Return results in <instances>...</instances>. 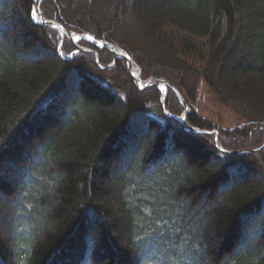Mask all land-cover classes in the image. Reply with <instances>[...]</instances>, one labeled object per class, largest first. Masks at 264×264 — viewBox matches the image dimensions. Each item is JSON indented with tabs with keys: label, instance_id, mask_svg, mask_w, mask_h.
<instances>
[{
	"label": "trees",
	"instance_id": "trees-1",
	"mask_svg": "<svg viewBox=\"0 0 264 264\" xmlns=\"http://www.w3.org/2000/svg\"><path fill=\"white\" fill-rule=\"evenodd\" d=\"M33 5L0 0V264H264V0H42L68 28L130 33L141 78L178 90L164 103ZM205 89L246 125L199 113Z\"/></svg>",
	"mask_w": 264,
	"mask_h": 264
},
{
	"label": "rangeland",
	"instance_id": "rangeland-1",
	"mask_svg": "<svg viewBox=\"0 0 264 264\" xmlns=\"http://www.w3.org/2000/svg\"><path fill=\"white\" fill-rule=\"evenodd\" d=\"M41 4H42V0H38V2H37V7H38V10H39V13H38V17L36 18H34V20H41V19H47V20H54V19H56L57 20V18H46V17H44V16H42V14H41V12H40V7H41ZM63 24V23H62ZM46 25H49V26H51V27H53V28H55L56 30H58V32H59V34L61 35V37H65L66 39H68L69 41H70V43L73 45V47H75L76 48V50H79V51H82V52H88V51H90L92 54H94L95 55V57H96V61H97V64H99V66H101L100 65V60L98 59V56H99V50H103V49H107V47H105V48H100V47H98L97 45H99V46H101V44L103 43V42H107V43H109V44H113V45H115V46H118V47H120L121 49H123V47H122V45L120 44L122 41L121 40H123L124 41V37H128V38H130L129 36H127L128 34H130V33H128V34H125L124 35V33H122V34H120L119 35V43L118 44H116V43H114V42H110V41H108V40H105V39H100V38H97L93 33H90V32H81V31H79V30H77V29H73V28H68L66 25H64L66 28H68L73 34H76V35H84V38L82 39V40H78L77 42H75V41H73L67 34H66V32H65V30L64 29H61V27H59V26H55V25H51V24H46ZM72 34V35H73ZM134 33L132 32V34L131 35H133ZM86 36H87V38L89 37V36H91L92 37V41H90L89 39H86ZM121 39V40H120ZM125 42H127V41H125ZM121 45V46H120ZM81 48H84V49H87V50H81ZM110 50H112L114 53H115V51H116V49L114 48V47H111V48H109ZM124 50V49H123ZM126 53H127V51L126 50H124ZM115 55H116V53H115ZM117 56V55H116ZM100 57V56H99ZM125 60V59H124ZM127 63V62H126ZM134 64H135V66H136V68H137V71H138V74H140V71H139V66L134 62ZM115 66V63H112V64H110L109 66H108V68H113ZM127 70H128V73H129V75H130V78H131V80H132V83L135 85V87L136 88H138V89H141L140 87H139V85H138V83H137V81H136V74L135 73H133V75L131 74V71L129 70V67H128V64H127ZM140 77H141V75H140ZM153 78V76H150V77H148V78H145V79H142L143 81H145V83L144 82H142V83H144V85H148V80H150V79H152ZM153 80H154V78H153ZM155 81H157V80H155ZM158 87V89H159V91H160V93H161V96H162V89L160 88V86H157ZM168 88V87H167ZM169 89V88H168ZM164 102V101H163ZM162 102V103H163ZM198 103H199V105H200V107H199V109H198V111H199V113H202V112H204V114H205V116L207 117V118H213V119H211V120H213L212 122L213 123H215V124H219L220 125V127L221 128H224V129H235V128H239V127H242V126H244V125H246V123H247V121H248V117H247V113L246 112H244V110H243V108H239V107H229V106H222V105H219V106H217L215 103H214V101H213V97L211 96V94L208 92V90L207 89H205V91H204V93H203V95H201V97H200V99H199V101H198ZM192 111V109L187 105V108H185L184 109V111L182 112V114H181V116H184L185 115V113H189V112H191ZM181 116H177V115H175V117H177L179 120L181 119ZM206 133H210V134H214L215 136H216V144L220 147V139H219V135H218V133H219V128L218 127H215V129H212V130H210V131H207ZM27 136V135H26ZM17 145L15 146H13L11 149H10V152H9V154H8V156H7V158L5 159V161L8 163V162H10V160H13L14 159V157H17L16 156V151L18 152V150H20V149H23V146H24V141H22V139H17ZM124 144H125V141H123L122 142V145L123 146H121L122 148L119 150V152H116L114 155H115V158L117 157V162H116V164H119L120 162H121V160H122V154H123V152H124V148H125V146H124ZM126 145V144H125ZM221 148V147H220ZM222 149V148H221ZM223 151H224V149H222ZM244 151V150H243ZM243 151H234V152H243ZM226 152H230V153H234V152H232V151H226ZM12 154H15V155H11ZM113 155V154H112ZM113 155V156H114ZM15 159H17V158H15ZM4 182H5V180H3ZM110 183H112V185H114L115 184V181H110ZM113 190L114 189H112V190H110V191H112L113 192ZM14 196H15V193H14V195L12 196V197H10V198H14ZM245 221H243V224L241 225V227H240V231H239V233H238V243H237V245H239L240 244V240H241V238L242 237H244V235H246V233H248V228L246 227L247 226V224L246 223H248L249 221L248 220H252V212L251 213H249L248 214V220H247V217L244 219ZM247 220V221H246ZM8 224L6 223V224H4V226H7ZM178 257V256H177ZM179 257H180V254H179ZM179 257H178V259H179ZM83 260V259H82Z\"/></svg>",
	"mask_w": 264,
	"mask_h": 264
},
{
	"label": "water",
	"instance_id": "water-1",
	"mask_svg": "<svg viewBox=\"0 0 264 264\" xmlns=\"http://www.w3.org/2000/svg\"><path fill=\"white\" fill-rule=\"evenodd\" d=\"M34 9H35V13H36L35 16H37L38 13H39V11H38V8L36 6V3L34 5ZM39 23H42V24H51V25L59 26V27L63 28L65 30L66 34L73 40V38H72V34L73 33L68 28H66L61 22L57 21L56 19H54V20L42 19ZM79 36H80V38L84 37L83 34L82 35H79ZM97 46H99V45H97ZM104 46L111 47V46H114V45L108 44V43L104 42L99 47H104ZM116 48L119 50V52H117V56L126 59L127 62H128L129 68L132 69V67H133L132 59L128 56V54L124 50H122L121 48H118V47H116ZM81 50H87V49L81 48ZM161 81H162L161 83L164 84V85H166V86L167 85H170L169 82L166 81V80H164V79L161 80ZM154 85H160V83H157V84L155 83ZM175 91L178 92L176 89H175ZM166 92H167V89H164V99H165ZM182 102L184 103L185 107L187 108V105L185 104L184 100H182ZM182 120H183L184 124H186L187 114L182 117ZM189 128H190L191 131L201 132V130H198V129L194 128V127H189Z\"/></svg>",
	"mask_w": 264,
	"mask_h": 264
},
{
	"label": "bare ground",
	"instance_id": "bare-ground-1",
	"mask_svg": "<svg viewBox=\"0 0 264 264\" xmlns=\"http://www.w3.org/2000/svg\"><path fill=\"white\" fill-rule=\"evenodd\" d=\"M61 29H63V28H61ZM72 38H73V41H78L79 39H80V36L79 35H76V34H73L72 35ZM163 89H165L164 87H162Z\"/></svg>",
	"mask_w": 264,
	"mask_h": 264
},
{
	"label": "snow or ice",
	"instance_id": "snow-or-ice-1",
	"mask_svg": "<svg viewBox=\"0 0 264 264\" xmlns=\"http://www.w3.org/2000/svg\"><path fill=\"white\" fill-rule=\"evenodd\" d=\"M35 15H36V13H35V9H33V11H32V16H33V18H35ZM88 39H92V37L89 36Z\"/></svg>",
	"mask_w": 264,
	"mask_h": 264
}]
</instances>
